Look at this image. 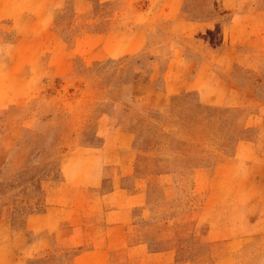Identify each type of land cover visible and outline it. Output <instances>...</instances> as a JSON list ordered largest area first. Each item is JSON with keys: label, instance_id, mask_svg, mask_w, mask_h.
<instances>
[{"label": "rangeland", "instance_id": "rangeland-1", "mask_svg": "<svg viewBox=\"0 0 264 264\" xmlns=\"http://www.w3.org/2000/svg\"><path fill=\"white\" fill-rule=\"evenodd\" d=\"M0 264H264V0H0Z\"/></svg>", "mask_w": 264, "mask_h": 264}]
</instances>
